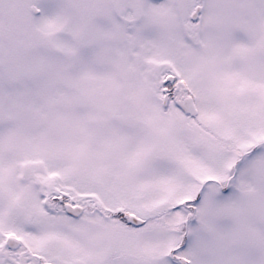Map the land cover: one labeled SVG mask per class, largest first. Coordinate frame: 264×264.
Returning <instances> with one entry per match:
<instances>
[{"label":"snow or ice","instance_id":"6c2138e0","mask_svg":"<svg viewBox=\"0 0 264 264\" xmlns=\"http://www.w3.org/2000/svg\"><path fill=\"white\" fill-rule=\"evenodd\" d=\"M0 264H264V0H0Z\"/></svg>","mask_w":264,"mask_h":264}]
</instances>
